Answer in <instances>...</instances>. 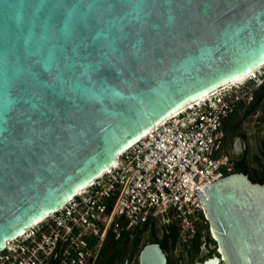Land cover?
Listing matches in <instances>:
<instances>
[{
    "label": "water",
    "instance_id": "1",
    "mask_svg": "<svg viewBox=\"0 0 264 264\" xmlns=\"http://www.w3.org/2000/svg\"><path fill=\"white\" fill-rule=\"evenodd\" d=\"M263 62L264 0H0V249L173 111ZM203 191L215 248L192 264H264V184L231 172ZM137 260L166 258L147 242Z\"/></svg>",
    "mask_w": 264,
    "mask_h": 264
},
{
    "label": "built area",
    "instance_id": "2",
    "mask_svg": "<svg viewBox=\"0 0 264 264\" xmlns=\"http://www.w3.org/2000/svg\"><path fill=\"white\" fill-rule=\"evenodd\" d=\"M242 80L191 101L122 149L115 161L58 208L9 239L0 264H96L107 239L147 221L175 222L192 236L203 219L197 193L231 172L214 153L221 122L252 99L264 62Z\"/></svg>",
    "mask_w": 264,
    "mask_h": 264
},
{
    "label": "flooded vegetation",
    "instance_id": "3",
    "mask_svg": "<svg viewBox=\"0 0 264 264\" xmlns=\"http://www.w3.org/2000/svg\"><path fill=\"white\" fill-rule=\"evenodd\" d=\"M214 153L228 156L231 172L242 173L251 182L264 184V74L257 76L252 99L235 106L221 122L215 136ZM200 224L201 243L196 254L192 253L195 244L193 235L189 236L180 232L175 222L160 223L158 235L155 234V224L152 227L143 224L134 228L123 240H119L118 244L110 242L103 246L96 264H118L129 241L133 246L126 264H139L138 251L144 243L153 242L150 240L151 230H154L157 238H162L171 228L175 229L177 236L171 237L168 247L163 250L166 258L165 264H170L167 253L169 249H175L177 252L173 264H192L196 257L201 256L207 249L214 250L215 248L214 243H209L205 239V236L209 235V229L204 218ZM144 232H147L146 240L139 245ZM176 239H179L177 247ZM47 264H58L57 258L51 257Z\"/></svg>",
    "mask_w": 264,
    "mask_h": 264
},
{
    "label": "trees",
    "instance_id": "4",
    "mask_svg": "<svg viewBox=\"0 0 264 264\" xmlns=\"http://www.w3.org/2000/svg\"><path fill=\"white\" fill-rule=\"evenodd\" d=\"M153 224H154L153 221H147L144 225L145 226L146 225H150L152 227ZM200 228H201V224H198L197 230L193 234V239L195 240V244H194L192 253H194V254H196L198 252L199 246H200V243H201V240H200ZM150 236H151L150 240L153 241V242H157L159 247L163 251L166 247H168L169 242L171 241V237L175 238L177 236V233H176L175 229L171 228V229L168 230V233L165 234L162 238H157V236L154 234V230L152 229ZM205 239H206L207 242L213 243V241L211 240V238L209 237L208 234L205 236ZM110 242L115 243L117 241H114V240L109 238V239H107L104 242L103 246L107 245ZM213 251H214L213 249H207L201 256L196 257V260H199V261L202 260L203 258L209 256Z\"/></svg>",
    "mask_w": 264,
    "mask_h": 264
},
{
    "label": "rangeland",
    "instance_id": "5",
    "mask_svg": "<svg viewBox=\"0 0 264 264\" xmlns=\"http://www.w3.org/2000/svg\"><path fill=\"white\" fill-rule=\"evenodd\" d=\"M159 224L160 223L158 221L155 222V234H157V235H158V226H159ZM146 236H147V232H144L143 235H142V238H141V241H140L139 245L142 244L146 240ZM118 242H120V241L118 240L117 242H115V244H117ZM178 244H179V239H176L175 240L176 247H177ZM167 253H168V257L170 259V264H173V262H174V260L176 258V254H177L176 250L175 249L174 250L173 249L172 250L169 249Z\"/></svg>",
    "mask_w": 264,
    "mask_h": 264
},
{
    "label": "bare ground",
    "instance_id": "6",
    "mask_svg": "<svg viewBox=\"0 0 264 264\" xmlns=\"http://www.w3.org/2000/svg\"><path fill=\"white\" fill-rule=\"evenodd\" d=\"M248 74H250V73L248 72V73H246V74H244V75H241V76H239V77H236V78H234V79H231V80H229L228 82H225L224 84H222V85H220V86H218V87H216V88L211 89L210 91L206 92L205 94L200 95L199 97L193 99L192 101H195L196 99H198V98H200V97H202V96L208 94L209 92L215 91L216 89H218V88H220V87H223V86H225V85H227V84H231V83H234V82H236V81L242 80V79H243L244 77H246ZM190 102H191V101H189L188 103L184 104L183 106L189 104ZM183 106H181L180 108H182ZM178 109H179V108H178ZM176 110H177V109H176ZM176 110H175V111H176ZM173 112H174V111H173Z\"/></svg>",
    "mask_w": 264,
    "mask_h": 264
}]
</instances>
